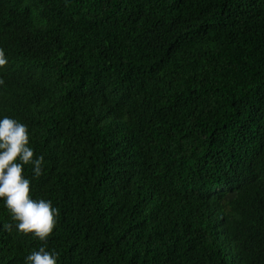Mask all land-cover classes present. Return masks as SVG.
Here are the masks:
<instances>
[{
	"label": "trees",
	"instance_id": "trees-1",
	"mask_svg": "<svg viewBox=\"0 0 264 264\" xmlns=\"http://www.w3.org/2000/svg\"><path fill=\"white\" fill-rule=\"evenodd\" d=\"M0 48L59 209L41 241L0 200V264H264V0H0Z\"/></svg>",
	"mask_w": 264,
	"mask_h": 264
},
{
	"label": "clouds",
	"instance_id": "clouds-1",
	"mask_svg": "<svg viewBox=\"0 0 264 264\" xmlns=\"http://www.w3.org/2000/svg\"><path fill=\"white\" fill-rule=\"evenodd\" d=\"M7 63L4 49L0 48V66ZM4 83L0 79V85ZM28 125L9 116L0 117V200L11 217L16 229L32 233L41 241L47 240L56 227L59 209L50 199L34 198L30 195L31 180L24 174V166L33 165V174H42L44 157L34 158V149L29 143ZM5 227L10 228L11 225ZM55 250L41 246L23 258V264H57Z\"/></svg>",
	"mask_w": 264,
	"mask_h": 264
}]
</instances>
